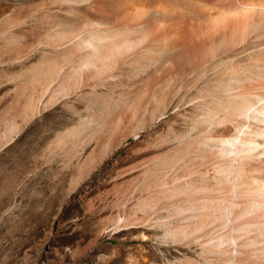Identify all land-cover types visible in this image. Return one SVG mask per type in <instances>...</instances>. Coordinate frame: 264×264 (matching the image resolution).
I'll return each mask as SVG.
<instances>
[{
  "label": "rangeland",
  "instance_id": "374dc122",
  "mask_svg": "<svg viewBox=\"0 0 264 264\" xmlns=\"http://www.w3.org/2000/svg\"><path fill=\"white\" fill-rule=\"evenodd\" d=\"M70 1L0 0V264H227L232 249L224 248L221 256L211 252H218L221 239H233L232 223L212 224L184 240L176 230L189 225L192 214L174 208L200 197L232 204L236 181L261 177L264 158L239 162L207 147L217 139L207 134L211 121H224L229 133L245 128L230 117L232 106L241 109L249 100L206 93L238 80L232 72L252 75L264 51L207 79L181 82L180 115L115 140L130 131L131 109L154 89L149 73L162 67L171 50L155 41L127 61L115 79L62 98L61 81L80 75L73 59L80 42L69 45L68 37L95 11L138 4H154L169 14L207 8L191 0ZM119 29L82 37L136 35ZM172 83L163 80L158 91ZM175 157L174 166L158 168ZM154 200L159 209L146 213L144 206Z\"/></svg>",
  "mask_w": 264,
  "mask_h": 264
},
{
  "label": "bare ground",
  "instance_id": "6f19581e",
  "mask_svg": "<svg viewBox=\"0 0 264 264\" xmlns=\"http://www.w3.org/2000/svg\"><path fill=\"white\" fill-rule=\"evenodd\" d=\"M72 1V5L74 2L78 3L76 0ZM191 1L207 10L195 14H169L154 4H138L115 11L91 13L85 27L79 31H71L72 34L66 40L69 45L80 42L79 50L73 57L74 62L78 63L76 69L80 75L71 84L66 80L61 81L60 96L67 98L77 95L83 89H96L110 79H115V75L127 61L139 54L141 49L152 46L155 41L168 45L170 56L159 70L150 72L148 76L154 82V89L145 92L143 98L131 109V123L128 127L130 131L127 134L120 133L115 139L125 140L143 130H154L166 116L180 115L179 109L183 100L177 101L176 98L182 92L179 87L181 82L188 79L195 82L202 78L207 79L226 65L241 62L248 55L264 51V0ZM208 9L217 12L212 14ZM121 27L135 30L136 35L131 38H123V35L122 38L112 39L93 34L94 36L83 38L86 32L117 31ZM247 58L250 59L249 56ZM256 62L258 64L253 66L252 75L232 72L229 75L238 77V80L228 84L219 83L207 89V96L224 99L240 96L249 100L244 102L241 109L232 106L234 116L230 117L233 121L243 123L245 128L243 126L229 133L225 122L217 119L208 125L207 134L217 139L207 143V147L220 157H233L239 162L264 158V59ZM65 66L62 64L61 69ZM168 79L173 80V83L159 92L158 84ZM178 160L176 157L165 160L158 168L168 169ZM259 172L261 177L256 181L240 179L235 182L237 200L232 204L200 197V200L188 205L175 207V213L192 214L189 215L191 223L178 228L175 235L179 234L181 239L190 240L202 234L212 224L220 223L231 227L232 223L230 230L232 234L234 232L233 239L229 243L221 239L218 252L211 254L221 256L223 253L220 251L227 247L228 250L232 249V257L227 264H264V170L260 169ZM256 191L254 199H241V196ZM154 201L144 206L146 213L159 209L160 205Z\"/></svg>",
  "mask_w": 264,
  "mask_h": 264
}]
</instances>
